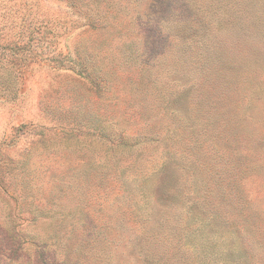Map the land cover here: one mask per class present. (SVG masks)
<instances>
[{"label": "rangeland", "instance_id": "1", "mask_svg": "<svg viewBox=\"0 0 264 264\" xmlns=\"http://www.w3.org/2000/svg\"><path fill=\"white\" fill-rule=\"evenodd\" d=\"M241 18L0 0V264H264V51Z\"/></svg>", "mask_w": 264, "mask_h": 264}, {"label": "trees", "instance_id": "2", "mask_svg": "<svg viewBox=\"0 0 264 264\" xmlns=\"http://www.w3.org/2000/svg\"><path fill=\"white\" fill-rule=\"evenodd\" d=\"M237 4L239 6L240 17H242L240 20L244 23V39L252 40L255 43V48L259 52L264 51V0H237ZM17 65V79L19 80L23 76L22 68L29 66V64H27V60L22 57ZM168 179L170 180V178ZM169 180L163 182L158 190V195L163 201L174 197L172 193L175 192V187L170 185L172 180ZM214 182L218 187L217 189H219L223 182L222 177L218 175ZM207 193H209L208 190ZM207 203L211 204L208 194Z\"/></svg>", "mask_w": 264, "mask_h": 264}]
</instances>
